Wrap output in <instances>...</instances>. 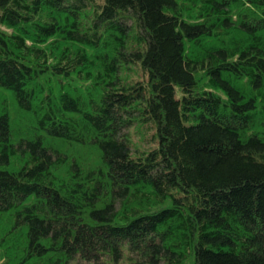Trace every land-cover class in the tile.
<instances>
[{
	"label": "trees",
	"instance_id": "trees-1",
	"mask_svg": "<svg viewBox=\"0 0 264 264\" xmlns=\"http://www.w3.org/2000/svg\"><path fill=\"white\" fill-rule=\"evenodd\" d=\"M1 261L264 264V0H0Z\"/></svg>",
	"mask_w": 264,
	"mask_h": 264
},
{
	"label": "rangeland",
	"instance_id": "rangeland-1",
	"mask_svg": "<svg viewBox=\"0 0 264 264\" xmlns=\"http://www.w3.org/2000/svg\"><path fill=\"white\" fill-rule=\"evenodd\" d=\"M138 75L140 76V70L138 68L134 69L131 72L125 73L124 74V78H128L131 81H135L136 79H138ZM150 134L148 133V130L145 132H143V136H141V134H139V132H134L133 134V140L136 143V146L138 148H146V147H150L151 146V138H150ZM145 138V139H144ZM0 264H3V261L0 262ZM127 264V263H125Z\"/></svg>",
	"mask_w": 264,
	"mask_h": 264
}]
</instances>
